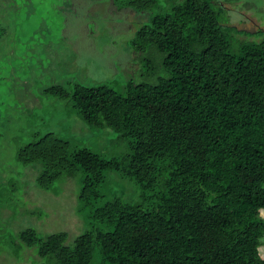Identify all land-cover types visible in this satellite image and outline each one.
Masks as SVG:
<instances>
[{
	"label": "trees",
	"instance_id": "16d2710c",
	"mask_svg": "<svg viewBox=\"0 0 264 264\" xmlns=\"http://www.w3.org/2000/svg\"><path fill=\"white\" fill-rule=\"evenodd\" d=\"M112 2L150 12L128 41L135 76L45 92L124 150L34 134L16 161L53 192L77 177L84 229L19 239L40 264H264V40L234 44L246 30L220 23L215 0Z\"/></svg>",
	"mask_w": 264,
	"mask_h": 264
},
{
	"label": "rangeland",
	"instance_id": "374dc122",
	"mask_svg": "<svg viewBox=\"0 0 264 264\" xmlns=\"http://www.w3.org/2000/svg\"><path fill=\"white\" fill-rule=\"evenodd\" d=\"M214 7L220 23L246 30L235 32L234 44L264 40V0H215ZM149 16L112 0H0V264H40L36 248L18 237L25 228L55 233L65 243L83 231L75 212L77 177L57 182V192L40 188L16 151L46 131L106 156L124 150L115 131L90 127L45 89H70L72 81L121 88L136 74L128 41Z\"/></svg>",
	"mask_w": 264,
	"mask_h": 264
},
{
	"label": "crops",
	"instance_id": "0c3cea01",
	"mask_svg": "<svg viewBox=\"0 0 264 264\" xmlns=\"http://www.w3.org/2000/svg\"><path fill=\"white\" fill-rule=\"evenodd\" d=\"M262 214H263V216H264V209H263V211H262ZM264 243H262L261 245H263ZM259 252H260V254H261V256L264 258V249L261 251V250H259Z\"/></svg>",
	"mask_w": 264,
	"mask_h": 264
}]
</instances>
